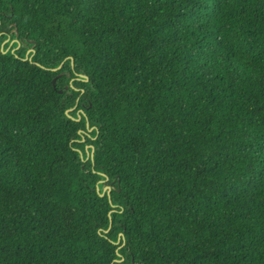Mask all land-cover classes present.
Here are the masks:
<instances>
[{"label": "trees", "instance_id": "16d2710c", "mask_svg": "<svg viewBox=\"0 0 264 264\" xmlns=\"http://www.w3.org/2000/svg\"><path fill=\"white\" fill-rule=\"evenodd\" d=\"M0 264H264V0H0Z\"/></svg>", "mask_w": 264, "mask_h": 264}, {"label": "water", "instance_id": "95a60500", "mask_svg": "<svg viewBox=\"0 0 264 264\" xmlns=\"http://www.w3.org/2000/svg\"><path fill=\"white\" fill-rule=\"evenodd\" d=\"M30 43H33V41H30ZM61 66H62V64L59 66V67H57L56 69H53V71H57V70H59L60 68H61ZM82 78H86V77H84V76H81ZM55 82H56V78H54L53 80H52V85H53V87H55ZM67 89V88H66ZM58 92H62V91H58ZM77 121H78V119H76ZM91 154H92V152H91ZM103 191H109V187H105L104 189H103Z\"/></svg>", "mask_w": 264, "mask_h": 264}]
</instances>
